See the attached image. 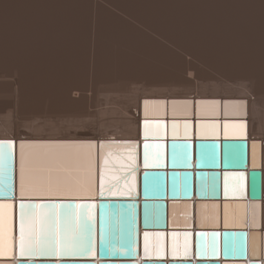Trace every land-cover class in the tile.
I'll return each mask as SVG.
<instances>
[{
    "label": "bare ground",
    "instance_id": "6f19581e",
    "mask_svg": "<svg viewBox=\"0 0 264 264\" xmlns=\"http://www.w3.org/2000/svg\"><path fill=\"white\" fill-rule=\"evenodd\" d=\"M69 1L71 2V0H69ZM108 1H109V3H112V4H90V5L88 4V8L89 7L92 8L90 10L86 9L87 4H84V6L86 5V8L83 6V4H77L79 6V8H80V5H81V7L83 6L82 7L83 9L85 8L86 11L84 13H82L83 9L81 12L78 9V7H76V4H74V5L71 4L74 7H72L70 4L67 5L70 8L69 7L66 8V6H65L66 4H64L63 6H65V8L67 10L71 9L70 12L69 11L67 12V10L66 11L63 10L65 12L69 13V14L66 13L67 16H65V17H63L65 14L63 11L59 10L60 11L59 13H63V15L59 14L58 12H56L57 13L56 14L55 12L54 13H52V12L54 10L58 11L57 9L54 8V10H52L53 7L51 8L50 6H48L46 8L44 7L45 11L48 8L47 9V13H49L48 15H50V12L52 11L51 13L54 14V16L51 15L52 18L55 17V15L59 14L58 15V17H60L59 20L56 17V19L58 20L57 22L55 21L56 19L54 18L55 19L54 21L56 22L55 25L52 22V25H54L53 27H57L56 24H58L59 21L63 22L62 17L63 18L69 17L71 12H72V15H70V16L73 17V21L75 22L77 16H73L74 14H73L72 8L74 9L76 7L78 9V12L76 11L78 16L80 15L79 11H80V13H82L79 17H82L83 14L85 17L86 16L85 14H87L88 11L92 10L91 12H88L90 18L88 16H86V17H88V21L87 20L86 21H87L89 26L87 25V29H86L85 33L83 32L84 33L83 35L80 33L83 31V29H80L81 27L79 28L80 30L78 29L80 32L76 29L78 27L74 28L77 22L73 23L71 17L69 18V19H71L70 22H68L67 24L69 26H70L69 23H73L75 25L72 26V24H71V26H70L71 28L69 27L70 29L67 28V30H66L64 28V30H66V31L61 32L60 30H63L61 27H64V25H65L64 23L62 25V22H61L62 26L60 25L61 26L60 30H59V28H53L54 30H51V28H52V27H50L51 24L49 25V23H50L49 20L51 17L49 18V16H48L47 17V18H49L48 20L47 19L45 20V18H44L45 23L42 22V18H43L42 16L43 15L40 16V14L45 13L44 8L42 9V5H40L41 8L39 6H36L37 9L39 7V9L43 10V11H41V10L39 11V9H38L39 12L37 11L36 8H34L35 6L32 7L33 10L35 9L34 11H31L30 8L28 9V7H27V9H28L27 14H26V10H25L26 8L25 9L23 8L25 11L24 16L26 15V17L29 14V10L31 13L33 12L32 17L33 16H35V17H33V19H31V17H29L31 15V13H30L28 16V19L30 21L29 23H31V20H32L34 25L29 24V25H31L30 28L28 27V25L25 26L26 27V29L24 28L25 32L30 34V35L28 36V34H27V36L25 35V37H24V35L20 34L22 38H19L18 40H16L17 38H15L13 36L15 34L11 33L13 31L10 32V30H13L14 29L13 27H15V26H11L13 29L11 28L10 30H8V29H6L7 27L5 26L6 24H5L4 20H2L3 23L0 20V32H1L0 33L1 34L0 35V61L7 62V63H9V66H11V67H8L7 66L8 64L6 63L7 65L5 64L6 65V67H5V65L3 64L4 66H2V67L3 68L8 67L9 71H8V69H7L8 72H5V70L2 71L3 69L1 68L2 72L0 71V77H1V79L2 78L6 79V78H4L6 76L14 77L15 79L14 78L13 79L15 80V82L12 84L11 91L13 92V94H14V92H16L14 94V97H13L14 98L13 99L14 104H12L13 108L9 112H6L5 115H3L4 113L2 114L3 115L2 121H0V140L1 139H13L16 141V144H17L16 196L18 194V186L20 185V181H21V169L19 168V164L21 163V155L23 153L24 158L26 159V162L28 164L27 168L32 169L31 173H29L27 171L25 173V176L28 179H31V181L29 182L30 183L29 187L32 188V191L30 192V191L24 190V196L21 198L22 200H99L101 197H130V196L132 198H135L136 196L134 193H129L131 190H127L126 192H122V191L119 192L118 190L107 191L106 188H111L112 186H115L116 184H120V185L123 184V182L126 180L128 174L127 175L125 174V170L121 166H119V164H112L115 161L109 162L107 164V162L110 161V158L103 160L101 162L100 169H99V159H97L96 157H93V161H91L90 159H88L84 155L85 151L87 153H90V154L92 153V151L90 149L84 150L83 144L80 145L79 142H74V141H77V140L100 141V140L109 139L110 137H117L119 139H125V140L126 139L138 140L140 137V129H141V114L143 112L147 114L148 110H151L156 106L155 103L149 99H151V98H165L168 100H164L163 104L167 105V107L169 106V103H170V105L171 104L174 105V110L177 113L183 114V115H192L191 118L194 120V128H195L196 112L198 115L197 118L202 117L204 119H207V118L220 119V121H216V122H213V121L199 122L197 124V130H196V137L197 138H195V133H194V135L192 134L193 122L189 123L190 126L188 127L187 131L185 129V124H181L180 127L175 132V135L173 134L172 129L170 128V135H169L170 138H174V139L176 138L177 139V138L194 137V140H196L198 138L199 139H217V138H221L222 136L224 138H244V139L247 138V140L251 143L249 169L262 168V170H263V172H262L263 173V199L261 201H249V200H247V201H228V202H225L223 206L220 203H212V202H208V201H196V207L197 206L199 207L198 212L196 209V222H198V227L193 228L192 230L193 231H196L198 229L199 230H208V229H214V230H222V229L248 230L249 229L250 230V229H260L261 228V230H263V233H264V160L262 162L260 161L261 154L263 155V158H264V0H161L159 2L161 8L158 7L159 3H157L159 0H157V2L154 1V2H156L155 5L153 4V2H151V0L150 1L147 0V1L152 3V6L150 5L152 8H154L155 6L158 7L160 9L159 12L162 14V17L165 16L166 18H160L161 16L159 17L160 13H156V12H158V10H156L158 8H156V7H155L156 9L155 8L153 9L156 14L155 13L153 14L154 11L151 10V7H149V2L147 3L146 0H143V2L146 1L145 6L143 5L144 3L141 1L140 4H142V5H140L139 8L144 6L145 7L144 9L147 10L148 8L146 7V4H148L147 6L150 9H148V11L145 12L146 10H143V7H142V8H140L141 9L140 13H139L140 9H138V11H137V8H138L137 5H136L137 7H135L136 12H134L135 11V10H133L134 7H132V6H135L134 3L136 2V0L135 1L131 0L129 2V4L132 3L133 5L131 4L132 6L130 5L129 7L127 6L128 3H126V0H108ZM128 1L129 0H127V2ZM163 3H164V5H161ZM115 4L116 5L119 4L120 6L117 5L118 6L117 7ZM121 4H122V6H124V7L127 6L128 8H126V7L121 8ZM44 6H46V4ZM56 6L57 5L55 4V7ZM58 6H60V8H58V9L62 8L61 5L58 4ZM162 6H164V7H162ZM130 7H132V8H130ZM118 8H121V10ZM129 8L132 10H129ZM63 9H64V7H63ZM122 9H125V11ZM127 9L129 11H132L131 12L132 14L127 12L126 11ZM109 10L115 11V13L117 15L118 14L124 15L126 17V19H124V20H127V19L128 20L127 21L119 20L120 17L113 16L115 13L112 14ZM35 11H37V13L40 17L37 15V13H34ZM22 12H23V10H22ZM148 12L152 15V17L155 15L157 18L158 17L160 18V19H158V22L160 23V26L162 25V22H163V25L161 27L165 26L162 28V29L165 28L164 31L168 30L171 32V31L176 30L178 33H180L181 31H185V32L189 31L190 34L188 36H181V34L174 33L176 36H164L163 35L164 36L163 37L160 35V33L163 31L162 29H160L162 31L158 34V36L157 35L156 36L141 35L142 33L141 34L137 33L136 30L141 29V26H142V30H150V31H154V32H155V29L159 30V28H158L159 26L157 25L159 23L157 22V20L153 21V20H149L147 18V16L149 17V15H150ZM47 13H45V14H47ZM157 14H158V16H157ZM164 14H166L170 17L167 18V16ZM124 16H122V17H124ZM21 17L24 18L23 14ZM36 17L41 19L40 25L38 24L39 21L34 20V18H36ZM74 17H76V18H74ZM191 17H200L199 18L200 20L194 21V19H192ZM38 18H36V19H38ZM110 18L111 19L114 18L115 21L110 20ZM171 18H173V20ZM18 19L21 20V18H18ZM18 19H15L14 22L9 20V22H11L10 25H12V23H13V25H15L14 24L15 21ZM69 19L68 20L64 19V20L67 22V21H69ZM84 19H86V18H83L82 20H80V22L81 21H82V23L86 22V21L83 22ZM108 19L110 20V22L106 23L107 22L106 20H108ZM116 19H118L119 22ZM130 19H132V20H130ZM145 19H147V20H145ZM164 19H167V20L169 19V21H167V20L165 21ZM25 20H27V19H25ZM160 20H161V22H160ZM21 21L24 22V20H21ZM47 21H48V23H47ZM51 21H53V20L51 19ZM111 21L113 22V24H111ZM9 22H8V24H9ZM124 22H126V25L125 24L121 25ZM131 22H132V24H133V22L135 23V24H133V26L135 25V27L131 26ZM166 22H167V26H166ZM1 23H2V25H1ZM6 23H7V21H6ZM20 23H22V22H20ZM41 23L43 24V26L46 23L48 24V25L46 24L47 29L50 28V30H51L49 33H51L52 31L55 33L57 31L55 29H58V32L61 33V35L57 32H56V34L52 33V34L48 35L49 33L45 31V30H47V29H45V26H44V29H45L44 31L46 33L43 32L44 35L43 34L40 35L37 31L42 32V29H39L40 27L42 28ZM78 23H79V21H78ZM109 23L111 25L110 28H113L114 26L120 27L119 26V24H120L124 29L122 27L117 28V29L114 27V29L115 30L119 29V31H122L123 33H125L128 30V33L126 32L125 34H123L121 36V38H122V40H121V38L118 36V34L122 33V32H117L118 34H116L112 30L109 31V28L107 25ZM117 23H119V24H117ZM168 23L170 25H168ZM25 24H26V22H25ZM36 24L38 25V28L36 27L37 29H35V27H32V26H35ZM10 25H8V27ZM21 26L22 27L20 28V27H17V25H16L17 28H20L19 30L16 29V31L18 30V32H17L18 34L20 32H22V34H23V30H21V29H23V25H21ZM139 26H140V28H139ZM27 27L29 30H27ZM72 27L75 29V31L72 29ZM121 28L124 31L120 30ZM33 29H35L34 30L35 33H33L35 35L31 36L32 35L31 33L34 32V31H32ZM71 29H72V31H70ZM4 30H6V31L8 30V32L13 34V35H11V37L13 36L15 39L13 37L9 38L10 36L8 35V32H6ZM76 30L80 34L79 35L77 33L80 38L75 37L76 36L75 35ZM29 31H32V32L30 33ZM73 31H74V34H73ZM108 31L110 33H113V34L108 35L107 34ZM104 32H106V33H104ZM4 33H5V35H4ZM6 33H7L8 37L6 36ZM57 34H59V35H57ZM71 34H73V35H71ZM114 34L117 35L119 37V39H117V37H116V39L114 40V37H115ZM17 35H16V37H17ZM81 35L83 36V38L81 37ZM105 35H107V36H105ZM111 35H112V37L114 35V37L112 39L110 38ZM81 38L84 40L85 43L84 42L82 43ZM159 38H160V41L162 39L166 43L172 44V46L177 45L178 48H182L184 50H189L188 54L195 57L199 62L205 64L206 67H207V65L208 66L212 65L213 72L214 71L216 72L217 78L215 77L213 80H211L212 82H210V83H202L200 86L198 85L199 88L203 91L195 92L198 90L192 91L193 87L195 85L190 83L191 81L189 82V81L185 80L184 78L178 76V75H180L178 73H182V72H178L177 73L178 75L173 74L174 75L173 76L172 72H170L168 70H163V69L155 70L156 68L154 69L153 67L152 68L154 70H152L151 68H149V70H148L146 67H145V69H143L144 67L140 69L139 68L140 66L138 67L139 68L138 69L137 66L139 64L136 65L137 69L133 70L134 68L131 69V67H133L135 65V63H133V66L130 65L131 67H129L130 70H127V69L125 70L124 67H123L124 70L121 69L123 72L129 73V74L117 75V72H113L112 68H111V71H112L111 72V71H107V70L102 69V67L101 68H95L94 67L95 69L94 70L92 69L90 72L89 71V69H91V67H90L88 69V71L90 72V75H91L89 77L90 86L86 87V88H84V87L80 88L79 87L80 89H76L74 92H76V91L77 92L73 93V91L71 90V88H72L71 86L60 83V81H63L65 79L66 74L64 75V73L69 68H67V69L65 68L66 69L65 70L64 68H57V69L55 68L54 69L53 67H49V68L45 67L46 71L45 70L44 71L46 72V76L49 78V80L51 79V81H58L56 83L50 82L48 84V86H51L53 88H57V89L61 90V92L66 93L67 95L75 96V97L77 96L76 98H73V99H75V101L72 102V101L68 100V102H66V105L64 104V106L56 107L57 102L55 100V97H53L54 95H52V96L48 95L47 96L48 98H45L47 110H51V111L55 110L56 111L57 109H59V111H58L60 114L59 117L69 116L68 118L73 119V120H79V118H81V117L93 116L94 114L86 113L87 108L90 106L91 102L85 100L84 96H87L86 94L84 95L81 93V92L84 93L85 91H91L93 94L91 96V98L94 101L93 102L94 104L92 105L93 108L96 107L98 105V103H102L103 105L106 104V105L113 106L111 109H105L104 111L112 110L115 112L114 122H110L109 123L110 126H107V129H105L103 131L95 130L96 131L95 133L94 132L93 133H87V132L86 133H82V132L81 133H75L73 131H72L73 133H71V132L70 133H68V132L64 133L61 131L67 130V129L72 128L74 126H69L70 124L69 125L62 124V123H59L57 120H53V119H49V120H45L44 122H40L39 121L40 116L36 112L32 111V109L34 108L33 104H34V101H36V98L34 99V96L32 94L33 89L31 90V88H34L35 85H32V83H30V82H32L33 77H38V76H31L29 74V73H31L30 69L28 70L26 68V66L23 68L20 65L21 63H19V61H18V59L21 58L20 55L25 54L26 53L25 50L29 49V47L30 48L32 46H33L32 48L37 47V49L35 48L36 51H39L40 48L43 51L44 50H46L47 52L49 51L50 56L48 59L51 58L50 59L51 61H54V58H56L54 56L56 54L65 55V53H66L65 51L68 49L70 50V47L73 44L72 42H74V45H75L76 43L79 42L78 40H80V42L82 44H84V45L86 44L85 45L86 46V52L88 51L87 55L91 54L92 60L95 57H97V60H94L95 64L96 63L98 64V62L101 60V59L100 60L98 59V56H100V54L102 55V53L106 54V52L109 50L111 51V48L114 51V53H116L115 48L113 49V47H116V46L117 47L121 46L119 49H121L123 47L122 48L123 51L127 50V49H124L125 47L131 49V50L128 49L127 52L128 51L131 52L134 50L138 54H141V55L145 56L147 59H150V61L152 60V62L155 60L158 63H164L168 59L177 61L175 58V57H177V55L175 54L174 50L168 49L165 47H160L163 45L160 44ZM108 39H109V41H108ZM110 39L113 41L114 46L112 44V41H110ZM1 40H5V43L4 42L1 43ZM75 40H77L76 43H75ZM119 40H121V42H119ZM131 40H133L134 42ZM140 40L142 42L145 41V43H147V42L148 43L142 44V42H139ZM146 40H147V42H146ZM151 40H152V42H151ZM18 41H20V42H18ZM103 41H105V42L108 41L110 44H112L111 48L110 49H109V47L107 48V45ZM116 41H118L119 43ZM130 41H131L132 46L130 44ZM135 41H136V44H135ZM155 41L156 42L158 41L157 43H158V46L160 48L156 47L157 45H156ZM149 42H151V43L154 42L156 46L155 45H154L155 47L152 46L151 43H149ZM102 43L106 45L107 50H104L106 48L105 47L103 48ZM115 43H117V44H115ZM126 43H129L128 45L130 47ZM137 43H138V45H137ZM140 43L142 45H151V46H148L151 51H149V49L147 51L146 46H145L146 51L143 50V48H141L142 46ZM78 45L79 44H77V46ZM12 46L14 47V50L16 48V51H18L19 53L16 51L14 53L12 51L13 50ZM108 46H109V44H108ZM196 46H200L199 48L202 47V48L206 49L207 50L206 53L209 55L211 54L214 57H215V55L216 56L219 55V56H222L223 58L219 57L218 58L219 60H217L216 58L213 57L215 59L213 61V58L208 55L213 61V63H211V61L209 60V57L207 56L208 57L207 58L206 56H204L205 53L202 56L201 53L197 52L198 50L197 51L191 50V49H195ZM81 47L82 46L77 47L78 51H79V48H81ZM20 48H22L23 50ZM32 48H31V50L33 51L34 49H32ZM74 48H75V46H74ZM74 48H71V51H74ZM100 48H102V49H100ZM171 48H174V47H171ZM6 49H8L9 51H6ZM116 49L119 50L118 48H116ZM100 50H104V51L101 52ZM23 51L25 53H22ZM36 51L32 52V54H30V52H31L30 51L28 55L33 56V53L35 55ZM46 51H44L43 53H46ZM75 51H77V50H75ZM75 51L73 53H75ZM83 52H85V51H83ZM119 52H117V56L114 55L113 57L116 58V57H118V55L120 56L121 53L127 54L126 52L125 53H123V52L119 53ZM142 52H144L145 54ZM203 52H205V50ZM17 53H18V55H17ZM43 53H42V55H43ZM107 53H109V52H107ZM81 54H82V52H81ZM84 54L85 53H83V55ZM38 55H40V54H38ZM42 55H41V57H42ZM71 55H72V53H71ZM106 55H108V54H106ZM25 56H27V55H25ZM46 56H47V53H46ZM46 56H44V57L46 58ZM56 56H58V55H56ZM73 56H75V54ZM123 56L125 57L126 55H123ZM28 57H30V56H28ZM65 57H66V55H65ZM77 57L79 58V56H77ZM100 57L102 59L105 58V56L104 57L100 56ZM126 57L124 59H126V61H127ZM35 58H38V57L34 56L33 60H35ZM69 58H71V56ZM89 58H90V56H89ZM89 58H87V59H89ZM121 58H123V57H121ZM141 58H143V57L141 56ZM23 59L25 62H27V60H29L28 58L27 59L23 58ZM90 59H89V61H90ZM110 59H111V57H110ZM113 59L111 60V62H114V61L116 62V59L114 61H113ZM58 60H60V59H58ZM103 60H105V59H103ZM129 60H131V62H132V59H129ZM37 61L38 60H36V62ZM39 61H41V60H39ZM79 61L80 60H78V64L75 63V61L74 62L72 61V62L74 64L79 65ZM108 61H109L108 64L110 66L111 62H110V60H108ZM119 61H120V59H119ZM119 61L117 60V62H119ZM126 61L124 63L128 62V61L127 62ZM138 61H136V62H138ZM25 62H23V63H25ZM28 62H30V61H28ZM46 62H47V64L49 62V60L47 61V58H46L45 62H43V63H46ZM69 62L70 61H68V63ZM40 63H42V62H40ZM119 63H123V62H119ZM144 63H146V62H144ZM158 63H157V65H158ZM26 64H28V63H26ZM26 64H24V65H26ZM34 64H37V63H35V61H34ZM101 64H102V62H101ZM103 64H104V61H103ZM177 64H176V67H177ZM203 64H201V65H203ZM111 65H112V63H111ZM116 65H118V63ZM125 65H123V66H125ZM33 66H36V65H33ZM73 66H75V65H73ZM100 66L98 65L97 67H100ZM121 66L122 65L120 64V67ZM78 67H81V66H78ZM78 67H76V68H78ZM126 67H127V65H126ZM31 68H33V67H31ZM76 68H74V69H76ZM104 68H105V66H104ZM106 68H107V66H106ZM183 68H184V65H183ZM115 69H116V67L114 68V70ZM35 70H39V69L34 67V71ZM80 70H82V69H80ZM184 70L185 69L181 70L179 67V71L184 72ZM69 71L71 72V69ZM69 71H67V72H69ZM86 71L87 70H85V72ZM39 72L41 73L42 71L39 70ZM119 72H120V69H119ZM191 73H192V71H191ZM204 73L205 72L203 71V74ZM73 74H74V72H73ZM78 74H80V73H78ZM85 74H87V73H85ZM68 75H71V74L69 73ZM76 75L77 74H75V76ZM208 75L210 76L209 73H208ZM86 76H88V74ZM86 76H84V77H86ZM191 78H193V77H191ZM210 78H212V76H210ZM82 79H84V78H82ZM141 79L142 80L144 79L148 82V83L144 82V83H146L147 89L142 90L140 92L130 93L129 92L130 90L128 88L131 85H133L134 83L136 84L138 82V80H141ZM202 79H204V78H202ZM205 79H207V78H205ZM208 81L209 80L207 79V82ZM124 82H127L126 85ZM140 82L141 81H139V83ZM203 82H206V81L203 80ZM43 86L46 87L47 85L44 84ZM57 89H56V91H57ZM221 91H223V92L225 91V92L220 93ZM4 93H5L4 89L0 88V95H2ZM53 93H54V91H53ZM89 94H91V93H89ZM99 94H104L106 96V98L104 100H99L97 97ZM115 94H118L119 96L114 97ZM120 96H122V98ZM78 97H80V98H78ZM177 98L178 99H185L186 101L182 104L177 105V103L175 101H173L174 99H177ZM207 98L214 99V100L211 103V102L207 101ZM169 100H171V101H169ZM196 108H197V110H196ZM223 108H224V111H223ZM104 111H101V112H104ZM150 113L156 114L155 111H151ZM223 113H224V117L222 116ZM201 115H204L205 117H203ZM45 118H47V117H45ZM228 118H234L237 120V122H234V123L225 122L223 125L222 120L228 119ZM43 120H44V118H43ZM241 122H246V124H247L246 136L242 137L239 135H235V134H233L235 131L234 129H232L231 127L226 128V125L238 124ZM202 124L205 125L203 130L201 128ZM213 125H215V127H213ZM20 126L22 128H25V130H20L19 129ZM223 127H224V129H223ZM75 128H77V127H75ZM98 131H99V133L97 134ZM194 132H195V130H194ZM149 137L165 138L164 129L162 128V129L158 130L156 133L151 132L147 137H145V132H144V128H143V138L147 139ZM41 140H63V141L45 142V141H41ZM257 141H260V142H257ZM104 147L109 148V150H111L112 152L113 151L118 152L119 149L123 146L121 144H118V143H109ZM51 152H71V153H74L76 156V162L72 166L73 170L70 173H59V174L52 173L51 175L48 172L44 171L43 169L45 168V165L43 163V159H44L46 154L51 153ZM41 180H44V181L46 180L48 183L47 186H49V187L51 186L52 182H55V181L61 182L62 180H65L70 185L71 184L75 185L77 187V189L72 190V189H67V188H59L57 190L51 191L49 188V190H43L41 187L42 184L40 183ZM101 182L103 183V188L100 189L99 184ZM81 185H84L85 189H82V187H79ZM225 186L227 189V193L230 196H238V195L242 196V195H244L246 192V176H245V174H243V173H232V174L226 175ZM134 191L135 190H133V192ZM241 192L243 194H241ZM139 200H142V199L139 198ZM248 205H250V214L248 213V210H247ZM225 206H227V210H226ZM261 206H262V210H263L262 226L257 221L258 209H260ZM1 207L2 206H0V222H1L2 214H3V209ZM185 212L190 213V210L185 209ZM226 215H227V218H226ZM248 215L250 216V225L249 226L246 224L247 220H248ZM147 219H148V225L152 226V228H154V229H165L164 219L162 217L160 206H155V207L150 206L148 208ZM222 222H223V225H222ZM175 228H179V226L174 225V224H172L170 226V228L167 226V230L168 229H175ZM185 228L191 229L192 227H191V225H189V226H186ZM141 229H140V233H141ZM245 238H246L245 241H247V243L245 244V248L247 249V247H248L247 232L245 234ZM253 239H254V242L258 245V249H257V251H255L254 255L250 256L248 261L252 260V259H260V241L257 239L256 235H254ZM12 240L14 242V246H15L14 251H15L16 239L14 238L13 235H12ZM198 240H199L200 245H201L198 253L204 254V255H207L209 253L208 254L209 257H214L213 253H215L219 247V236L218 235H209L203 240L202 235H198ZM263 240H264V237H263ZM224 241H225V249L227 252L231 253L232 257H241L242 256L241 255V253L243 251V238H242V236L237 235V234H227V235H225ZM175 242H176V248H177V250H179L180 249V242L177 239L175 240ZM147 244H148V247L150 248L152 245V239L149 238L147 240ZM183 250H185V244L183 245ZM143 257L144 256H141V254H140L138 258L133 259V260H137L138 262H141L143 260L142 259ZM11 258H13V259H11ZM224 258L226 259V256H224ZM194 260H196V259H194ZM261 260H262V264H264V250H263V257L261 258ZM220 261H222V259ZM17 262L18 261H17L16 253L14 255V252H9L3 256H0V264H17Z\"/></svg>",
    "mask_w": 264,
    "mask_h": 264
},
{
    "label": "water",
    "instance_id": "95a60500",
    "mask_svg": "<svg viewBox=\"0 0 264 264\" xmlns=\"http://www.w3.org/2000/svg\"><path fill=\"white\" fill-rule=\"evenodd\" d=\"M11 148L12 159L2 165L0 172V199H14L16 196L17 144L13 139ZM147 148V166L145 164ZM250 142L247 138H155L149 137L142 145V165L144 171L140 176V191L130 197H101L99 200H21L25 203L39 205L37 212V228L41 232L48 230V246L46 250L38 247L35 252H26L21 257L19 253L20 203L17 202L18 240L17 264H262L263 232L251 229L247 233L248 247L245 248V231L229 229L227 231L202 232H145L142 235V247L147 240L152 239V246L157 249L162 245L167 249L173 247V240L180 242V250L185 243L196 252L200 250L198 235L204 240L209 235L219 236V247L214 257L203 254L202 261H143L133 260L139 256V240L141 228H152L148 225V208L160 206L164 227H167V199H187L193 193L202 192L198 198L204 199H235L261 201L263 199L262 168L249 169ZM232 173H243L246 176V192L244 195L230 196L225 194V177ZM129 175H127L128 178ZM126 178V179H127ZM123 184H116L109 190L121 189ZM120 187V188H119ZM101 189V183L99 184ZM132 198V199H131ZM141 198L142 200H139ZM72 204V209L66 206ZM194 208V202L190 203ZM48 207H45V206ZM55 207V216H52ZM80 205V207H76ZM49 213L48 223H40V213ZM67 214V215H66ZM55 221V236L52 235V222ZM88 237L87 250L79 247L69 251L61 248L65 237L71 236L73 229L84 232ZM185 233L189 235L185 237ZM163 234V235H160ZM237 234L243 238L241 257H232L225 249V235ZM254 235L260 241V259L249 260L255 254L258 245ZM38 238L42 239V235ZM54 241V247H53ZM94 244V247H93ZM147 248L148 244H147ZM226 256V260H217L218 253ZM158 258V257H157ZM216 258V259H215ZM257 258V257H256Z\"/></svg>",
    "mask_w": 264,
    "mask_h": 264
},
{
    "label": "rangeland",
    "instance_id": "374dc122",
    "mask_svg": "<svg viewBox=\"0 0 264 264\" xmlns=\"http://www.w3.org/2000/svg\"><path fill=\"white\" fill-rule=\"evenodd\" d=\"M131 0H129L128 2H127V0H126V3H128L129 4V2H130ZM133 1V0H132ZM135 1V0H134ZM143 2V0H136V4L134 3V5L135 6H132L131 4H127V6L129 7L130 5L132 6V7H134L133 8V10H135V7H137L138 6V8H137V11H138V9H140V8H142L143 7V10H146V9H144L145 7V2L147 1H145V2H143L144 4V6H142V7H140L139 8V6L140 5H142V4H140V2ZM150 1V0H149ZM149 1H147V3L149 2ZM154 1H156L157 2V0H151V2H153V4L155 5L156 4V2H154ZM161 0H159L157 3H159ZM13 2V3H12ZM101 2V3H100ZM151 2H149V7H151L152 6V3ZM163 2V1H162ZM166 2V1H165ZM164 2V3H165ZM164 3L163 4H161V5H164ZM30 4V5H29ZM37 4V5H36ZM46 4V6H44ZM55 4L58 6V4L59 5H61V9H58V8H60V6H56L55 7ZM64 4H66L65 6H66V8H68L69 6H67V5H74V4H76V7H78V9L82 12V7L84 6V4H87V8H86V5L84 6L86 9H88V10H90V9H92L91 7H89L88 8V4L90 5V4H112V3H109V1L108 0H71V2L69 1V0H0V20H1V22L3 23V21L2 20H4V22H5V26L7 27H5L6 29H8V30H10L12 27L11 26H15L16 27V25H17V27H22L21 25H23V29H21V30H23V34H22V32H20L19 34L17 33L18 32V30L20 29V28H15V27H13L12 29L13 30H10V32L11 31H13V32H11V33H13V34H15V35H13V34H11L10 32H8V30L6 31V30H4V31H6V32H8V35L10 36L9 38H12L13 36L15 37V38H17L16 40H18L19 38H22L21 37V35H24V37H25V35L27 36V34L28 33H26L25 32V30H24V28L26 29V27L25 26H27L28 25V27L30 28L31 27V25H29V24H33L34 25V23L32 22V20L31 19H33V17H35V16H33L32 17V14H33V12L31 13L30 12V10L31 11H34L33 10V8L32 7H34V8H36L37 9V7L36 6H39L40 8H41V6L40 5H42V9L45 7H48V6H50L51 8H52V10H54V8L55 9H57L58 11H51L50 9V11L52 12V13H56V12H60V11H63V10H67L66 8H65V6H63ZM77 4H83V6L81 7V5H80V8H79V6L77 5ZM54 5V6H53ZM71 5V6H72ZM116 5V4H115ZM117 5H119V4H117ZM116 5V6H117ZM124 5V4H123ZM126 5V4H125ZM137 5V6H136ZM148 4H146V7L148 8V9H150L148 6H147ZM151 5V6H150ZM153 5V6H154ZM158 5V4H157ZM15 6V7H14ZM120 6V5H119ZM127 6H125L126 8H128ZM27 7H28V9L30 8V10H29V14L31 13V15L29 16V14H28V16L29 17H31V23H29L30 21H29V19H28V16L26 17V15L24 16V14H25V11H24V9L26 10V14L28 13V9H27ZM39 7H38V9H39ZM63 7H64V9H63ZM72 7H74V6H72ZM71 7V8H72ZM72 8V11H73V16H77V18L76 17H74V18H76V20H75V22L73 21V17L72 16H70V15H72V12H71V14L69 15V17H66V18H63V17H65V16H67V14H69V13H67L68 11L70 12L71 11V9H69V10H67V12H65V11H63L65 14H64V16L62 17V20H63V22H62V25H63V23L65 24L64 25V27H61L62 25H61V22L59 21V23L58 24H56L57 25V27H53L54 25H55V23L59 20V18L60 17H58V15L59 14H62L63 15V13H59L58 15H55V17H51V15H53L54 16V14H52L51 12H50V15H48L49 13H47V9H46V11H45V8H44V11H45V13H47V14H40V16L41 15H43L42 17V22L43 23H45L44 22V18H45V20L47 19H49L50 17V23H49V25H50V27H52L51 28V30H54L53 28H59V30H60V27L63 29V30H60L61 32H63V31H66L67 30V28L68 29H70L71 27V24H72V26H74L75 24H73V23H76V25H75V27L74 28H76V27H78V28H76L77 30L80 28V29H83V31L82 32H80L79 30V32L83 35L84 33H85V31H86V29H87V25H88V23H87V21H88V17L90 18V16H89V13L88 12H91V11H88L87 12V14H85L86 16H88V17H84V14H83V18H86V19H84L83 20V22L84 21H86V22H84V23H82V21L80 22V20H82L83 18L82 17H79L82 13H84L86 10H85V8L83 9V12L82 13H80V11H79V16H78V14H77V12H78V9L77 8ZM118 7V6H117ZM116 7V8H117ZM124 6H122V4H121V8H123ZM124 7V8H125ZM132 7H130V8H132ZM156 7V6H155ZM154 7V8H155ZM158 7H160V3H159V5H158ZM158 7H156V8H158ZM162 7H164V6H162ZM24 8V9H23ZM70 8V7H69ZM121 8H118V9H120L121 10ZM129 8V10H132V9H130ZM154 8H152L151 7V10L152 11H154L153 9ZM155 8V9H156ZM161 8V7H160ZM38 9H37V11H38ZM148 9L145 11V12H147L148 11ZM15 10V11H14ZM18 10V11H17ZM22 10H23V12H22ZM41 9H39V11H40ZM60 10V11H59ZM122 10H124L125 11V9H122ZM128 9L126 10L127 12H129L130 14H132L131 12L132 11H129ZM156 10H158V12H156V13H160L159 12V8L158 9H156ZM163 10V9H162ZM161 10V11H162ZM17 11V12H16ZM37 11H35L34 13H37ZM38 11V12H39ZM41 11H43V10H41ZM77 11V12H76ZM112 14H114L115 13V11H112V10H109ZM140 11H141V9L139 10V13H140ZM151 11V12H152ZM49 12V11H48ZM121 12V11H120ZM134 12H136V10L134 11ZM150 12V11H149ZM148 12V13H149ZM163 12V11H162ZM155 13V11L153 12V14ZM155 13V14H156ZM22 14H23V17L24 18H22L21 16H22ZM57 14V13H56ZM150 14V13H149ZM35 15V14H34ZM37 15H38V13H37ZM164 15H166V14H164ZM163 15V16H164ZM39 16V15H38ZM39 16V17H40ZM46 16V17H45ZM49 16V18H47ZM61 16V15H60ZM113 16H115V17H120L119 18V20H123V21H127V20H124V19H126V17L124 16V15H122V14H114ZM122 16H124V17H122ZM151 16V17H150ZM155 16V15H154ZM152 17V15L150 14L149 15V17L147 16V18L149 19V20H157V22H158V19H160V18H166L165 16L164 17H162V14L160 13L159 14V17L157 18L156 16L155 17ZM157 16H158V14H157ZM167 16V18L168 17H170V16H168V15H166ZM56 17L58 18V20L56 19ZM71 17V19H72V21H73V23H69L70 24V26L67 24L68 22H70V20L71 19H69ZM146 17V16H145ZM144 17V18H145ZM11 18V19H10ZM18 18H21V20H24V22L23 21H21V20H19ZM36 18H38V17H36ZM36 18H34V20L36 21H39L38 22V24L40 25V18H38V19H36ZM56 20H55V19ZM192 19H194V21L195 20H200L199 18L200 17H191ZM13 19V20H12ZM15 19H18V20H16L15 21V25H13V23H12V25H10L11 24V22H9V20H11V21H13L14 22V20ZM25 19H27V20H25ZM51 19L53 20V21H51ZM68 20L69 19V21H65V20ZM172 20H173V18H171ZM170 19V20H171ZM56 22H55V21ZM61 20V19H60ZM109 20V19H108ZM108 20H106L107 22L106 23H108V22H110V20H114L115 21V19L114 18H110V20L108 21ZM117 21H118V19H116ZM130 20H132V19H130ZM145 20H147V19H145ZM165 21L167 20V19H164ZM191 20V19H190ZM6 21H7V23H6ZM22 22V23H20V22ZM28 21V22H27ZM34 21V22H35ZM78 21H79V23H78ZM116 21V22H117ZM167 21H169V19L167 20ZM8 22H9V24H8ZM25 22H26V24H25ZM52 22H53V24L54 25H52ZM66 22V23H65ZM119 22V21H118ZM160 22H161V20H160ZM2 23H1V25H2ZM17 23V24H16ZM24 23V24H23ZM47 23H48V21H47ZM46 23V24H47ZM159 23V22H158ZM10 25L9 27H8V25ZM42 24V23H41ZM46 24H44V26H45V29H47V25ZM68 26H67V25ZM85 24V25H84ZM111 24H113V22L111 21ZM117 24H119V23H117ZM123 24H125L126 25V22H124V23H122L121 25H123ZM133 24H135L134 22H133ZM133 24H132V22H131V26H133ZM157 24V23H156ZM61 25V26H60ZM108 25V28H109V31L110 30H112V31H114V33H116V34H118L117 32H122V31H119V29L118 30H115L114 29V27L117 29V28H120V27H122L120 24H119V26L120 27H117V26H112L113 28H110L111 27V25H110V23L109 24H107ZM116 25V24H115ZM159 27V30H156L155 29V32L154 31H150V30H142V26H141V29H137L136 31H137V33H139V34H141V35H149V36H158V34L160 33V35L161 36H176L174 33H176V34H181V36H188L189 34H190V32L189 31H181L180 33H178L176 30H174V31H168V30H165L164 31V29H162L163 27H165V26H163V27H161L162 25H163V22H162V25L160 26V23L159 24H157ZM165 25V24H164ZM168 25H170L169 23H168ZM42 26V28L40 27L39 29H42V32H40V31H37L40 35H42L43 34V32L44 33H46V32H50L51 30H50V28H48L47 30H45L44 29V26H43V24L41 25ZM67 26V27H66ZM89 26V25H88ZM166 26H167V22H166ZM28 27H27V30H29L28 29ZM32 27H35V29H37L38 28V25L36 24L35 26H32ZM37 27V28H36ZM49 27V26H48ZM70 27V28H69ZM125 27V26H124ZM133 27H135V25L133 26ZM64 28L66 29V30H64ZM73 27H72V29L75 31V29H74ZM123 28V27H122ZM120 29V30H123V29ZM139 28H140V26H139ZM16 29H18L17 31H16ZM32 29V28H31ZM35 29H33L32 31H34ZM38 29V30H39ZM72 29L70 30V31H72ZM114 29V30H113ZM160 29H162V30H160ZM26 30V31H27ZM46 32H45V31ZM55 30H57L56 32L57 33H59L58 32V29H55ZM77 30H76V36L75 37H77V38H80L79 36H78V32H77ZM15 31V32H14ZM32 31H29L30 33L32 32ZM69 31V30H68ZM69 31V32H70ZM74 31H73V34H74ZM107 32V34L108 35H110V34H113V33H110V32ZM111 31V32H112ZM116 31V32H115ZM124 31V30H123ZM141 31V32H140ZM159 31V32H158ZM36 32V33H37ZM56 32L54 33L53 31L51 32V33H47L48 35H50V34H52V33H54V34H56ZM84 32V33H83ZM127 33H128V30L126 31ZM125 32V33H126ZM1 33V32H0ZM10 33V34H9ZM19 35H17V34ZM33 33H35V31L34 32H32L31 34V36H33V35H35V34H33ZM66 33V32H65ZM78 33V34H77ZM104 33H106V32H104ZM125 33H119L118 34V36L121 38V36L123 35V34H125ZM173 33V34H172ZM21 34V35H20ZM46 34V35H47ZM60 35H61V33H59ZM59 34H57V35H59ZM73 34H71V35H73ZM151 34V35H150ZM1 35V34H0ZM4 35H5V33H4ZM11 35H13L12 37H11ZM16 35H17V37H16ZM30 34H28V36H29ZM37 35V34H36ZM44 35V34H43ZM80 35V34H79ZM81 35V37L83 38V36ZM115 35V34H114ZM114 35H113V37H114ZM159 35V36H160ZM6 36H7V33H6ZM105 36H107V35H105ZM117 35H115V37H114V40L116 39V37H117V39H119V37H118ZM125 36V35H124ZM163 36V37H164ZM8 37V36H7ZM6 37V38H7ZM13 37V38H14ZM112 37V35H111V39L113 38ZM127 37V36H126ZM14 38V39H15ZM81 38V40H82V43L84 42V40ZM124 38V37H123ZM162 38V37H161ZM8 39V38H7ZM110 39V41H112ZM6 40V39H5ZM5 40H1V43H5ZM106 40V39H105ZM121 40H122V38H121ZM121 40H119V42H121ZM79 42H80V40H78ZM108 41H109V39H108ZM108 41H103L106 45H107V48L109 47V49L111 48V46H112V44H113V41H112V44H110ZM131 41H133V40H131ZM131 41H130V44H131ZM150 41V40H149ZM154 41V40H153ZM163 43H162V42ZM161 41H160V38H159V42H160V44L161 45H163V46H160V47H165V48H168V49H172V50H174L175 51V54L177 55V57H175L176 58V60L177 61H174V60H170V59H168L166 62H164V63H158V62H156L155 60L152 62V60L150 61V59H147L145 56H143V55H141V54H138L137 52H135L134 50V52L133 51H128L127 52V50L129 49V48H127V47H125L124 49H127V50H122V48L121 49H119L120 47H113V49L115 48V51H116V53H114V51L112 50V48H111V51L109 50V51H107V52H109V53H107L106 51V54H108V55H106L105 53H102V55L100 54V56H102V57H104L105 56V58H103V59H105V60H103L100 56H98V59L100 60L99 62H98V64L96 63H94V60H97V57H95L93 60H92V57H91V54H88L87 55V53H88V51L86 52V44L84 45V44H82L81 42L79 43H76L77 42V40H75V45H74V42H72L73 44H72V46L70 47V50L68 49V50H66L65 52V55H66V57H65V55H59V54H56V55H58V56H54V57H56V58H54V61H51L50 59H48L49 58V51L47 52L46 50H44V51H46V53H47V56H46V53H43L44 51L40 48L39 49V51H36V49H37V47H34V48H32V49H34L35 51H36V53H35V55H34V53H33V56L32 55H28L29 54V52H30V54H32V52H35L34 50L32 51L31 50V48L29 47V49H26L25 51H26V53L23 51L22 53H25V54H22V55H20V57L21 58H19L18 59V61H19V63H21L20 65L24 68L25 66H26V68L29 70L30 69V71H31V73H29L31 76H38V77H33V80H32V82H30V83H32V85H35L34 86V88H31V90L33 89V91H32V94H33V96H34V99L36 98V101H34V104H33V109H32V111H34V112H36L39 116H40V119H39V121L40 122H44L45 120H49V119H53V120H57L59 123H62V124H66V125H69V126H74V127H72V128H69V129H67V130H63V131H61V132H64V133H73V132H75V133H95L96 131L95 130H99V131H103V130H105V129H107V126H110V122H114V116H115V112L114 111H112V110H107V111H104L105 109H111L113 106H111V105H106V104H102V103H98V105L96 106V107H94L93 108V100H92V98H91V96L93 95L92 94V92L91 91H85L84 93L83 92H81L82 94H86L87 96H84V98H85V100H87V101H89V102H91L90 103V106L87 108V111H86V113H91V114H94L93 116H87V117H81V118H79V120H73V119H69L68 117L69 116H61V117H59V109H57L56 111L55 110H53V111H51V110H47V108H46V103H45V98H48L47 96L48 95H54L53 97H55V100H56V107H60V106H64V104L66 105V102H68V100L69 101H75V99H73V98H76L75 96H70V95H67L66 93H64V92H61V90H59V89H57V88H53V87H51V86H48V84L50 83V82H54V83H56V82H58V81H51V79L49 80V78L46 76V70H45V67H53L54 69L56 68H69L68 70H66L65 71V73H64V75H65V81L63 82V81H60V83H62V84H66V85H69V86H71L72 88H71V90L73 91V93H76V92H74L76 89H80L81 87H84V88H86V87H89L90 86V79H89V77L91 76L90 75V72H91V70L93 69H95V68H101L102 67V69H104V70H107V71H111V68H112V70H113V72H117V75H122V74H129V73H126V72H123L122 70H124L123 69V67L125 68V70L127 69V70H130V68L129 67H131V66H133V63H135V67L133 66V67H131V69H133V70H135V69H137L139 66V68L141 69V68H143V69H145V67L149 70V68H151L152 70H154L155 68V70H157V69H163V70H168V71H170V72H172V75L173 74H177L178 72H182V73H178V74H180V75H178V76H180V77H182V78H184L185 80H187V81H191L190 83H192V84H194L195 86L193 87V90L192 91H195V90H198V91H195V92H199V91H203V90H201L200 88H199V86L202 84V83H210V82H212L211 80H213L215 77L217 78V74H216V72L214 71L213 72V69H212V65H210V66H208L207 65V67H206V65L205 64H203V63H201V62H199L195 57H193L192 55H190V54H188V52H189V50H184V49H182V48H178V46L176 45H173L172 46V44H168V43H166L164 40H162L161 39ZM18 42H20V41H18ZM115 42V41H114ZM116 42H118V41H116ZM118 42V43H119ZM129 42V41H128ZM134 42V41H133ZM132 42V43H133ZM139 42H142L141 40L139 41ZM146 42H147V40H146ZM151 42H152V40H151ZM151 42H149V43H151ZM158 42V41H157ZM156 41H155V43H156V45H155V43L153 44V43H151V45L152 46H156V47H159L158 46V43H157ZM165 42V43H164ZM85 43V42H84ZM109 44V46H108V44ZM145 43V41L144 42H142V44H144ZM148 43V42H147ZM147 43H145V44H147ZM77 44H79L78 46H77ZM82 44V45H81ZM105 44H103L102 43V46H103V48L105 47L106 48V45ZM115 44H117V43H115ZM125 44V43H124ZM127 45L129 44V43H126ZM135 44H136V41H135ZM134 44V45H135ZM141 44V43H140ZM141 44V48H143V50H145V46H146V49H147V51H148V49H149V47L148 46H151V45H142ZM5 45V44H4ZM105 45V46H104ZM120 45V44H119ZM133 45V46H134ZM137 45H138V43H137ZM136 45V46H137ZM74 46H75V48H74ZM79 47V46H82L81 48H79V51H78V48L77 47ZM113 46H114V44H113ZM129 46V45H128ZM131 46H132V44H131ZM154 46V47H155ZM13 47V46H12ZM16 47V46H15ZM85 47V48H84ZM130 47V46H129ZM135 47V46H134ZM159 47V48H160ZM171 47H174V48H171ZM200 46H196V48L195 49H191L192 51H197V52H199V53H201V55L203 56L204 55V53H205V55L204 56H208L209 54H207L206 52H207V50L206 49H204V48H199ZM27 48V47H26ZM36 48V49H35ZM71 48H74V51L75 50H77V51H75V53H73L74 51H71ZM77 48V49H76ZM107 48L106 49H104V50H107ZM116 48H118L119 50H117ZM133 48V47H132ZM198 48V49H197ZM20 49H22V48H20ZM100 49H102V48H100ZM23 50V49H22ZM29 52H28V51ZM73 50V49H72ZM82 50V51H81ZM88 50V49H87ZM104 50H100L101 52H103ZM122 50V51H121ZM129 50H131V49H129ZM180 50V51H179ZM205 50V52H203ZM6 51H9L8 49H6ZM11 51V50H10ZM14 53H15V51H16V48H15V50H14V47H13V50H12ZM11 51V52H12ZM41 51V52H40ZM83 51H85V52H83ZM113 51V52H112ZM123 52V53H127V54H120V56L118 55V57H113L114 55H116L117 56V52ZM146 51V50H145ZM144 51V52H145ZM149 51H151L150 49H149ZM179 51V52H178ZM16 52H18V51H16ZM40 52V53H39ZM78 54H77V53ZM81 52H82V54H81ZM100 52V53H101ZM112 52V53H111ZM119 52V53H120ZM144 52H142V53H144ZM19 53V52H18ZM18 53H17V55H18ZM42 53H43V55L44 56H46V58H47V61L49 60V62H48V64H47V62L46 63H43V62H45V60H46V58L42 55ZM70 53V54H69ZM71 53H72V55H71ZM83 53H85L84 55H83ZM111 53V54H110ZM114 53V54H113ZM130 53V54H129ZM203 53V54H202ZM38 54H40V55H38ZM75 54V56H73ZM82 56H81V55ZM94 54V53H93ZM145 54V53H144ZM25 55H27V56H25ZM41 55H42V57H41ZM87 55V56H86ZM123 55H126L125 57L127 58V61L129 62H127L126 61V59H124L125 57L123 56ZM24 56V57H23ZM28 56H30V57H28ZM32 56V57H31ZM34 56H36V57H38V58H35V60H33V57ZM61 56V57H60ZM64 56V57H63ZM71 56V58H69ZM77 56H79V58L77 57ZM86 56V57H85ZM89 56H90V58H89ZM109 56V57H108ZM141 56L143 57V58H141ZM209 56H211L212 58L214 57V56H212L211 54L209 55ZM208 56V57H209ZM45 59H44V58ZM81 57V58H80ZM100 57V58H99ZM107 57V58H106ZM110 57H111V59H110ZM114 59H113V58ZM121 57H123V58H121ZM134 57V58H133ZM207 57V58H208ZM219 57H221V58H223L222 56H219V55H215V57L214 58H216L217 60H219L218 58ZM23 58H28L29 60H27V62H25L24 61V59ZM60 59V60H58V59ZM64 58V59H63ZM76 60H75V59ZM83 58V59H82ZM87 58H89L90 59V61H89V59H87ZM141 60H140V59ZM213 58V61L215 60ZM80 60L79 61V65H77L78 64V60ZM88 61H87V60ZM113 59V61L116 59V62L114 63V62H111V60ZM119 59H120V61H119ZM124 59V60H123ZM129 59H132V62H131V60H129ZM147 59V60H146ZM186 59V60H185ZM21 60V61H20ZM33 62H32V61ZM36 60H41V61H37L36 62ZM63 60V61H62ZM86 60V61H85ZM108 60H110V62L112 63V65H111V63H110V66H109V61ZM117 60L119 61V62H123V63H119V62H117ZM123 60V61H122ZM140 62H139V61ZM146 60V61H145ZM209 60L211 61V63H213V61H212V59L209 57ZM25 62V63H23V62ZM28 61H30V62H28ZM34 61H35V63H37V64H34ZM62 61V62H61ZM68 61H70L69 63H68ZM75 61V63H77V64H74L73 62ZM103 61H104V64H103ZM127 62V63H124V62ZM136 61H138V62H136ZM222 61V60H221ZM224 61V60H223ZM40 62H42V63H40ZM55 64H54V63ZM101 62H102V64H101ZM144 62H146V63H144ZM7 62H4V61H0V71H1V68L3 69L2 71H4L5 70V72H8L9 71V69H8V67H11V66H9V63H7ZM26 63H28V64H26ZM32 63V64H31ZM53 63V64H52ZM68 63V64H67ZM73 63V64H72ZM90 63V64H89ZM114 63V64H113ZM118 63V65H116ZM132 63V64H131ZM137 63V64H136ZM157 63H158V65H157ZM178 63V64H177ZM203 64V65H201V64ZM6 64L8 67L7 68H5L6 67V65H5V69L2 67V66H4V65ZM23 64V65H22ZM24 64H26V65H24ZM63 64V65H62ZM120 64L122 65L121 67H120ZM127 65V67H126V65ZM139 64V65H138ZM144 66H143V65ZM156 64V65H155ZM176 64H177V67H176ZM32 65V66H31ZM33 65H36V66H33ZM43 65V66H42ZM46 65V66H45ZM73 65H75V66H73ZM92 65V66H91ZM100 66V67H97V66ZM116 65V66H115ZM123 65H125V66H123ZM131 65V66H130ZM136 65H138L137 66V68H136ZM149 65V66H148ZM155 65V66H154ZM183 65H184V68H183ZM190 65V66H189ZM78 66H81V67H78ZM88 66V67H87ZM104 66H105V68H106V66H107V68L105 69L104 68ZM193 66V67H192ZM197 66V67H196ZM31 67H33V68H31ZM34 67H36L37 69H39V70H41L42 72L40 73L39 72V70H35L34 71ZM76 67H78V68H76ZM91 67V69H89ZM95 67V68H94ZM116 67V69L114 70V68ZM154 69H153V68ZM173 67V68H172ZM179 67H180V69L181 70H183V69H185L184 70V72L183 71H179ZM210 67V68H209ZM74 68H76V69H74ZM120 69V72H119V69ZM138 68V69H139ZM202 68V69H201ZM204 68V69H203ZM7 69H8V71H7ZM33 69V70H32ZM71 69V72L69 71ZM74 71H73V70ZM80 69H82V70H80ZM88 69H89V71H88ZM122 69V70H121ZM176 69V70H175ZM188 69V70H187ZM210 69V70H209ZM45 70V71H44ZM85 70H87L86 72H85ZM117 70V71H116ZM178 70V71H177ZM205 72L204 74H203V71ZM1 71V72H2ZM67 71H69V72H67ZM79 71V72H78ZM151 71V70H150ZM191 71H192V73H191ZM73 72H74V74H73ZM112 72V71H111ZM198 72V73H197ZM210 74V76H212V78H210V76L208 75V73ZM4 73V72H3ZM45 73V74H44ZM71 74V75H68V74ZM78 73H80V74H78ZM85 73H87L88 74V76H86L87 74H85ZM200 73V74H199ZM28 74V73H27ZM75 74H77L76 76H75ZM182 74V75H181ZM190 74V75H189ZM207 74V75H206ZM212 74V75H211ZM74 75V76H73ZM194 75V76H193ZM72 76V77H71ZM79 76V77H78ZM84 76H86V77H84ZM174 76V75H173ZM184 76V77H183ZM9 76H6V77H4V78H6V79H1V77H0V88L1 89H4V91H5V93L4 94H2V95H0V121H2V116L3 115H5L6 114V112H9L12 108H13V105L12 104H14L13 103V97H14V94L16 93V92H14V94H13V92L11 91V89H12V84L15 82V78L14 77H9ZM191 77H193V78H191ZM195 77V78H194ZM14 78V79H13ZM46 80H45V79ZM81 78V79H80ZM82 78H84V79H82ZM189 78V79H188ZM202 78H204V79H202ZM205 78H207L209 81L207 82V79H205ZM210 78V79H209ZM12 79V80H11ZM77 79V80H76ZM79 79V80H78ZM86 79V80H85ZM196 79V80H195ZM41 80V81H40ZM44 80V81H43ZM49 80V81H48ZM89 80V81H88ZM144 80V79H143ZM142 79L141 80H138V82L135 84H133V85H131L128 89L130 90H128L130 93H134V92H140V91H142V90H146L147 88V86H146V83H148L146 80H144L143 81ZM202 80V81H201ZM203 80L204 81H206V82H203ZM2 81V82H1ZM78 81V82H77ZM139 81H141L140 83H139ZM74 82V83H73ZM76 82V83H75ZM82 82V83H81ZM87 82V83H86ZM144 82H146V83H144ZM196 82V83H195ZM43 83V84H42ZM125 83V85H126V83L127 82H124ZM123 83V84H124ZM38 84V85H37ZM42 84V85H41ZM44 84H46L47 86L45 87V86H43ZM31 85V86H32ZM199 85V86H198ZM11 86V87H10ZM77 86V87H76ZM45 87V88H44ZM80 87V88H79ZM55 89V90H54ZM56 89H57V91H56ZM54 91V93H53V91ZM60 92V93H59ZM225 92V91H224ZM223 91H221L220 93H224ZM89 93H91V94H89ZM7 94V95H6ZM61 95V96H60ZM90 95V96H89ZM121 95V94H120ZM68 96V97H67ZM117 96H119L118 94H115V96L114 97H117ZM2 97V98H1ZM42 97V98H41ZM98 99L99 100H104L105 98H106V96L104 95V94H99L98 96ZM121 98H122V96H120ZM78 98H80V97H78ZM71 99V100H70ZM38 100V101H37ZM67 100V101H66ZM43 102V103H42ZM4 103V104H3ZM38 106H37V105ZM9 105V106H8ZM9 107V108H8ZM6 108V109H5ZM8 108V109H7ZM62 109V108H61ZM101 111H104V112H101ZM43 112V113H42ZM95 112V113H94ZM4 113V114H3ZM50 115H49V114ZM3 114V115H2ZM45 117H47V118H45ZM43 118H44V120H43ZM75 127H77V128H75ZM94 128V129H93ZM20 130H25V128H22L21 126H20V128H19ZM73 131V132H72ZM99 131L97 132V134L99 133ZM121 135V134H120Z\"/></svg>",
    "mask_w": 264,
    "mask_h": 264
},
{
    "label": "snow or ice",
    "instance_id": "6c2138e0",
    "mask_svg": "<svg viewBox=\"0 0 264 264\" xmlns=\"http://www.w3.org/2000/svg\"><path fill=\"white\" fill-rule=\"evenodd\" d=\"M189 123H185V129L187 131L189 127ZM205 125H201V128H203ZM215 127V125H213ZM231 127L234 129L235 135L239 136H246V130H247V124L246 122H241L238 124H232V125H226V128ZM154 128V123L150 121L144 122V132L145 137H147ZM156 130H160L163 128V123L158 122L155 123ZM177 128V125L173 123V134L175 135V130ZM13 145L12 140H0V172L3 171L2 165L7 161H11L12 159V153L11 148ZM104 145L101 144V148H103ZM147 148L148 146H145L146 149V158H145V164L147 166ZM76 162V156L74 153L71 152H51L45 155L43 159V163L45 165L44 171L48 172L50 175L52 173H70L73 169L72 166ZM29 172L31 173L32 169L27 168L25 166V158L22 153L21 155V195H24V189H25V173ZM101 188H103V183L101 182ZM225 194L227 195V189L225 191ZM241 194H243L241 192ZM8 208H11L12 205H7ZM40 207L39 205H36L34 203H25L24 201H21L20 203V224H19V253L20 256H25L26 252H35V250L40 247L42 250H46L49 240H48V230H43L42 232L38 230L37 228V212L36 209ZM45 207H48L47 205ZM53 208L52 216H55V205L51 206ZM68 209H72L73 205L68 204L66 206ZM76 207H80V205H77ZM226 210H227V206ZM40 223L46 224L48 223L49 213L47 211H42L40 214ZM67 215V214H66ZM227 218V215H226ZM88 231V226H84V232H79L75 229L71 231L70 237H65L64 241L61 243V248L64 251H69L73 248L79 247L81 251L87 250L88 247V237L85 235V233ZM40 235H42V239L38 238ZM52 235L55 236V221L52 222ZM147 235L145 234V253L147 254ZM163 235V234H160ZM185 237H187L189 234L185 233ZM14 242L12 240V227L11 223L9 222L8 227L5 229L2 222H0V256L5 255L9 252H14ZM53 247H54V241H53ZM94 247V244H93ZM177 255V248H176V242H175V234H174V240H173V256L175 257ZM184 255L187 256V243L185 244V252Z\"/></svg>",
    "mask_w": 264,
    "mask_h": 264
}]
</instances>
